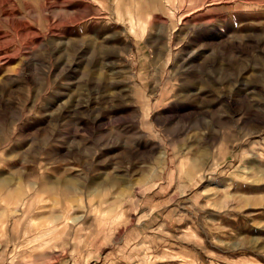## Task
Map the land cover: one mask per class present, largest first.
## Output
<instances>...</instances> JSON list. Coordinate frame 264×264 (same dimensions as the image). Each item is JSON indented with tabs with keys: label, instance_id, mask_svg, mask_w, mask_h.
Returning <instances> with one entry per match:
<instances>
[{
	"label": "rangeland",
	"instance_id": "374dc122",
	"mask_svg": "<svg viewBox=\"0 0 264 264\" xmlns=\"http://www.w3.org/2000/svg\"><path fill=\"white\" fill-rule=\"evenodd\" d=\"M0 264H264V0H0Z\"/></svg>",
	"mask_w": 264,
	"mask_h": 264
},
{
	"label": "bare ground",
	"instance_id": "6f19581e",
	"mask_svg": "<svg viewBox=\"0 0 264 264\" xmlns=\"http://www.w3.org/2000/svg\"><path fill=\"white\" fill-rule=\"evenodd\" d=\"M160 2V1H159ZM164 2H166V1H163V3ZM111 5V4H110ZM161 5H162V3H161ZM160 7H162V6H160ZM112 14V13H111ZM113 20V19H112ZM115 22V21H114ZM131 33H134L135 34V30H134V28L131 30ZM99 37V36H98ZM105 41V40H104ZM102 45H104V43L102 44Z\"/></svg>",
	"mask_w": 264,
	"mask_h": 264
}]
</instances>
